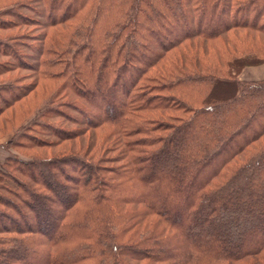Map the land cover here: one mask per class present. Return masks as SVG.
<instances>
[{"label":"trees","instance_id":"obj_1","mask_svg":"<svg viewBox=\"0 0 264 264\" xmlns=\"http://www.w3.org/2000/svg\"><path fill=\"white\" fill-rule=\"evenodd\" d=\"M19 23L30 62L9 34L0 74L31 69L39 101L60 80L82 125L44 122L50 139L12 146L90 139L0 163V264H264V78L239 77L264 63V0L1 4L0 29ZM37 86L1 83L0 133Z\"/></svg>","mask_w":264,"mask_h":264},{"label":"rangeland","instance_id":"obj_2","mask_svg":"<svg viewBox=\"0 0 264 264\" xmlns=\"http://www.w3.org/2000/svg\"><path fill=\"white\" fill-rule=\"evenodd\" d=\"M9 1L10 3H13V1L15 0H0V5L1 4L2 6L6 5ZM18 11L26 15H32V12L28 10L27 8H20L18 9ZM3 18L7 19L8 21L13 20L12 18L10 19V16H4ZM33 27L34 26L30 24L19 23L16 26L0 29V38L6 39V36L10 34L11 48L15 49V51L19 53V55L23 58L22 61L24 62H27V61L30 62V59H31L29 58L28 55H31L32 50H30V48H28L27 45H25V43L29 41L28 39L29 36L27 33H30L31 30L33 31ZM73 30H74V26L72 23V27H70L67 30V33L69 34L67 36V39H72V36L74 35V31H75ZM11 39L13 40V42L11 41ZM55 39H59V38L55 36ZM55 43H56L55 48L56 49L60 48L59 44L61 42L55 41ZM66 45H68L67 42L63 46H66ZM4 59H8V60L10 59V62L15 60V58L12 56L10 57L3 56L2 54H0V61L3 62ZM53 59H55V57H53ZM15 66L17 65H14L11 63L10 71L0 74V86H1V83L9 82L10 85H13V84L18 85L20 87L19 89H21V88L27 87V85H31V83L33 82H36L38 83V86L36 87V89L40 88V90H36L33 87L32 90L34 91L28 94L27 97L30 98L31 105L33 103L34 104L30 108H28V111L26 112L24 111L23 113L20 114L21 117L19 116L20 119L17 121V123L10 125V133H5L4 131L0 133V163L3 161L6 155L10 154L11 156L13 153L19 156L24 155V154L21 155V153H25L26 155H30V156L38 155V156L48 157V156H53V155L67 152L68 150L71 151L77 148L78 146H85L86 144H88L89 139H90V134L83 133L82 135H80V137L76 139H73L70 141H63L60 143H55L54 145H51L48 148H43V146L34 147V148H31V147L21 148V147L12 146V144H14V141L18 138V136L16 135H20L24 133H26L27 135H30V134L38 135V137H40L43 140L50 139L51 135L39 133L38 131L33 132L34 131L32 129L33 127H35V129L37 130L39 129L42 131L44 127V122L57 121L58 124L60 123L66 129L67 128L72 129V128L80 127L82 125L81 122H79L82 116L79 113V111L72 105V103L69 102L70 100H67L68 98L60 96V93L63 91L62 88H58V86L61 85L60 80L53 81L54 87L52 88V92L54 91V93L57 95L55 99L53 100L51 99L53 103L49 99L50 97L46 98V100L41 99V101H39V93L41 91L42 85L44 84L43 83L44 81L43 80L41 81L40 79H38L37 74L33 73L32 70L28 69L25 65L20 64L19 67H15ZM249 76H251L252 78L255 77L256 79H245L246 77H249ZM239 77L243 80H257V79L264 78V63L258 64V65H247L243 67L239 74ZM61 104H64L63 107H60ZM46 108H49V109L51 108L53 111H56V112L50 113L49 116L42 117L41 111H43V109H46ZM13 109H14L13 107L10 108V111H13ZM38 123H41V125L39 126L37 125V127L34 126ZM26 155L24 157H27ZM5 181L8 185L12 183L10 179H6Z\"/></svg>","mask_w":264,"mask_h":264},{"label":"crops","instance_id":"obj_3","mask_svg":"<svg viewBox=\"0 0 264 264\" xmlns=\"http://www.w3.org/2000/svg\"><path fill=\"white\" fill-rule=\"evenodd\" d=\"M245 79H256V78L255 77L252 78L251 76H249V77H246Z\"/></svg>","mask_w":264,"mask_h":264}]
</instances>
